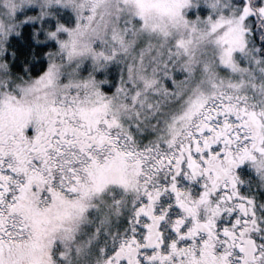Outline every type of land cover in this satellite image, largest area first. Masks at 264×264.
<instances>
[{
	"label": "snow or ice",
	"instance_id": "1",
	"mask_svg": "<svg viewBox=\"0 0 264 264\" xmlns=\"http://www.w3.org/2000/svg\"><path fill=\"white\" fill-rule=\"evenodd\" d=\"M0 264H264V0H0Z\"/></svg>",
	"mask_w": 264,
	"mask_h": 264
}]
</instances>
